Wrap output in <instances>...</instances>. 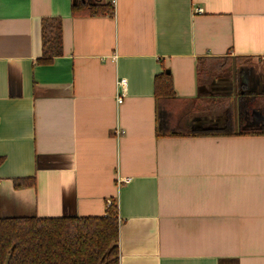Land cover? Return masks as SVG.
<instances>
[{
  "label": "crops",
  "instance_id": "crops-1",
  "mask_svg": "<svg viewBox=\"0 0 264 264\" xmlns=\"http://www.w3.org/2000/svg\"><path fill=\"white\" fill-rule=\"evenodd\" d=\"M107 2L0 0V216H103L114 199L119 264H264L263 117L235 124L257 134L157 138L153 88L168 70L190 100L211 91L196 85L200 58L263 59L264 0L71 11ZM44 17L61 19L63 52L40 65ZM210 116L185 125L225 127ZM29 177L34 186L13 187Z\"/></svg>",
  "mask_w": 264,
  "mask_h": 264
},
{
  "label": "trees",
  "instance_id": "trees-1",
  "mask_svg": "<svg viewBox=\"0 0 264 264\" xmlns=\"http://www.w3.org/2000/svg\"><path fill=\"white\" fill-rule=\"evenodd\" d=\"M73 14L113 16L111 3L103 4H73ZM41 56L37 63L52 64L57 57L62 56V28L59 17H44L41 20ZM229 57L200 58L196 64V85L201 88L208 79L220 76L234 75L237 79L241 72L235 69L237 64L252 59L250 57H232L233 70L227 72L226 67L232 60ZM259 61L261 58L258 59ZM238 70V71H237ZM164 70L154 77L155 101V136L157 138L171 137H202L204 135L234 136L240 134L258 133L244 132L242 128L245 115L254 108L264 116V91H243L236 86L237 113L228 108L229 104L222 102L224 97L211 102L210 96L201 94L190 100L176 96L172 87L171 73ZM208 101V102H207ZM245 101L251 109L245 111ZM211 103H214L211 105ZM226 112V125L218 131L192 130L185 125L186 117L218 115ZM0 158V162H1ZM16 189L34 186V178H17L13 181ZM119 216L117 201L111 199L103 216L94 217H15L0 216V264H119Z\"/></svg>",
  "mask_w": 264,
  "mask_h": 264
},
{
  "label": "rangeland",
  "instance_id": "rangeland-1",
  "mask_svg": "<svg viewBox=\"0 0 264 264\" xmlns=\"http://www.w3.org/2000/svg\"><path fill=\"white\" fill-rule=\"evenodd\" d=\"M227 59L229 61L232 60V58L230 57ZM233 63H234L233 60L231 63H228L229 65H227L225 69L226 74L227 72H236L233 70V66H234V65L232 66ZM236 66L237 67L235 69H238L241 72V74L238 76L237 79L234 78L233 74H231L232 77H229L230 75L224 76L225 75L224 74L223 77L220 76L216 79H208V81L204 85H201L203 89L205 88V89L211 90L209 92L210 94H207L205 92L201 94L209 95L210 101L214 103L217 102L218 97L220 98L224 97L225 100L224 101L221 100V101L228 103L229 104L228 108H230V110L232 109V112L235 114L237 113V110L239 109L237 107V101H236L237 83L240 86L243 85V88L245 87L247 91L254 90V92H257V93H260V91L262 92L264 91V58L261 59L260 61L258 59H249L248 61L241 62L237 64ZM221 79H224V82H221ZM217 83H220L219 84L220 86L216 87ZM217 91H221V94H217V96H214L213 94H215V92L217 93ZM214 103H211V105ZM248 105L249 103L245 101V111H248L249 109H251V106L248 107ZM254 110H258L259 117L260 116L263 117L262 121L264 123V116L261 115L260 110L257 108H254L249 114H246L245 116H250L253 118V120H255L254 115L257 114V111H254ZM223 113L226 114V112H219L218 115H223ZM218 115L215 114V116H218ZM207 117H211V116H207Z\"/></svg>",
  "mask_w": 264,
  "mask_h": 264
},
{
  "label": "built area",
  "instance_id": "built-area-1",
  "mask_svg": "<svg viewBox=\"0 0 264 264\" xmlns=\"http://www.w3.org/2000/svg\"><path fill=\"white\" fill-rule=\"evenodd\" d=\"M114 3H115V0H111V4L114 6ZM197 14L199 13H202L203 10L201 8H198V10L195 11ZM125 84H126V81L125 79L121 78V80H119L117 82V87L118 89L120 90V95L118 96L117 98V102L120 103L121 102V97H122V94L123 92L125 91Z\"/></svg>",
  "mask_w": 264,
  "mask_h": 264
},
{
  "label": "flooded vegetation",
  "instance_id": "flooded-vegetation-1",
  "mask_svg": "<svg viewBox=\"0 0 264 264\" xmlns=\"http://www.w3.org/2000/svg\"><path fill=\"white\" fill-rule=\"evenodd\" d=\"M241 90H242V92H243V91H247V90L245 89V87L243 88V85H242V87H241ZM249 91H254V90H249ZM249 91H248V92H249ZM249 117H250V116H249ZM245 122H246V119H245Z\"/></svg>",
  "mask_w": 264,
  "mask_h": 264
},
{
  "label": "water",
  "instance_id": "water-1",
  "mask_svg": "<svg viewBox=\"0 0 264 264\" xmlns=\"http://www.w3.org/2000/svg\"><path fill=\"white\" fill-rule=\"evenodd\" d=\"M82 2H84V0H82ZM165 72H166L167 74H169V73H170V72H168V70H166ZM260 92H262V91H260Z\"/></svg>",
  "mask_w": 264,
  "mask_h": 264
}]
</instances>
